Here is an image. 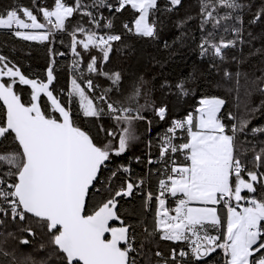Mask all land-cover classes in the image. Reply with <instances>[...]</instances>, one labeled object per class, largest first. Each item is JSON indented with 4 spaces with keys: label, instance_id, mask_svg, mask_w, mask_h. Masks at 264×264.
Listing matches in <instances>:
<instances>
[{
    "label": "snow or ice",
    "instance_id": "obj_1",
    "mask_svg": "<svg viewBox=\"0 0 264 264\" xmlns=\"http://www.w3.org/2000/svg\"><path fill=\"white\" fill-rule=\"evenodd\" d=\"M181 2L169 0L171 7L167 10L172 11ZM89 7L107 8L110 12L130 7L138 16L132 27L127 23L123 27L141 37L157 36V22L151 17L159 11L158 0H92L90 5L84 0H73L71 5L67 0H54L51 10L39 9L44 22H39L28 8H15L0 13V29L11 30L15 26L17 37L49 41L54 30L66 31V21L77 13L87 16L97 29L113 27L111 19L98 11L94 14ZM198 7L200 55L223 61L224 49L235 47L236 41L223 36L217 41V31L231 30L239 36L240 28L229 29L225 22L239 21L233 13L242 5L239 0H198ZM102 19L106 20L103 25ZM192 19L188 16L180 22L181 26ZM76 32L84 38L78 40ZM70 35L75 56H81L78 46L87 52L98 50L99 56L89 57L86 71L106 77L111 86L100 94L87 95L86 90L95 92L97 85L90 77L85 79L79 69L80 61H74L72 70L80 71V75L71 81L68 103L72 97H78L84 117L97 121L106 118L110 123L96 124L95 132L80 127L73 120L71 108L49 90L54 80L51 67L47 70V82H37L3 63L6 58L0 56V101L5 106L0 117V142L11 137L15 145L10 151L0 152V264H137L132 254L144 250L143 242L139 248L134 246V225L125 222L118 208L121 199L132 197L145 183L143 179L134 181L131 175V160L141 162V158L129 157L128 164L112 165L114 158L123 156L140 139L137 121L145 122L151 131L152 120L145 112L151 110L160 121H165L167 105L139 103L142 89L148 84L143 77L125 82L121 72L103 69L112 42L121 40L120 35L98 34L80 25ZM225 76L232 79L230 73L225 72ZM3 77L10 80L4 81ZM17 83L31 86L27 105L14 90ZM259 83L253 82L251 87L264 95V87ZM161 87L171 86L165 82ZM176 88L179 94H188L184 82H178ZM239 88L237 79L236 90ZM42 93L51 102L52 110L59 113L58 117L42 110ZM115 93L119 95L113 98ZM250 94L246 88L245 97ZM224 104L225 100L219 98L201 99L196 115L189 113L183 119H173L163 134L157 133L158 160L149 157L147 162L170 166L158 181L157 192L148 191L144 197L145 210L153 200L157 203L155 226L148 237L158 235L160 240L183 241L190 251L174 248L168 257L156 251L154 255L160 258L156 264H207L205 257L217 249L223 251L224 264H264V143L257 149L251 141L240 139L247 137L252 116L264 114V100L256 107H249L245 101L241 115L229 112L227 120L235 121L230 124L218 115ZM250 131L264 134V126ZM178 133L184 134L183 142H176L180 139ZM148 146H152V141H148ZM178 153L183 155V163L176 162L174 157ZM91 194L102 199L89 212L87 201ZM168 196L180 197L174 208L166 206ZM193 202L202 206L193 207ZM219 205L227 209L226 220L218 213ZM38 230L47 238V244L39 246L47 255L39 261L22 249L31 245Z\"/></svg>",
    "mask_w": 264,
    "mask_h": 264
},
{
    "label": "trees",
    "instance_id": "obj_2",
    "mask_svg": "<svg viewBox=\"0 0 264 264\" xmlns=\"http://www.w3.org/2000/svg\"><path fill=\"white\" fill-rule=\"evenodd\" d=\"M92 0H84V3L91 4ZM114 2V0H109ZM69 5L73 0H67ZM242 8L237 9L234 16L237 20L226 21L225 24L231 29L233 26L240 28V34L237 36L229 30L223 32L217 31L216 40L219 41L223 36L225 40H235L236 46L224 49L226 58L221 61L219 58L214 60L210 57H202L197 44L200 42L201 32L198 30L199 17L197 16L199 7L198 0H182L181 5L176 6L172 11L167 9L171 7L169 0H158L159 11L151 19L157 22V36L155 39L141 37L134 32H128L123 26L128 24L133 26L134 19L138 13L130 7H126L121 12H110L107 8L93 9L94 14L98 11L103 17L111 19L113 27L111 29L95 28L90 24L89 18L81 13L74 14L66 21V31H54V35L49 41L24 40L14 34L16 30L0 29V56L6 58L3 62L9 67L18 68L26 78L34 79L37 82H47V70L53 69L54 80L49 85V90L53 91L59 101L66 107H70L72 117L76 124L85 130L96 131L95 125L99 123H110L106 118L97 121L94 118H86L82 114L79 106L78 97H72L69 101V93L72 88L71 81L80 75V71H73V62L79 60V69L83 70L85 79L91 78L94 85H97L95 92L86 90L87 95H97L102 93L105 88L111 86V82L102 75L89 74L86 71V64L92 55L99 56L98 50L91 52L84 51L78 46L77 51L81 56L77 57L71 50V35L77 25L86 30H94L98 34L110 33L121 36V40L112 42V50L109 54V60L102 65L103 69L110 72H121L124 81H130L134 78L143 77L148 84L142 89V95L139 103L144 104L154 102L156 106L167 105L168 117L165 121H160L154 116L151 110L145 112L148 119L152 120L151 131L145 122L137 121L135 124L140 139L132 144L131 149L123 156L114 158L116 164H128L129 157L139 156L141 162L135 159L131 160V175L134 181L143 179L145 183L141 190L137 191L132 197L120 200L119 212L126 223L134 225L136 234L135 247L139 248L144 243L143 252L132 255L136 256L137 264H156L159 257L154 253L160 251L165 257H168L172 249L177 251L183 249L190 251L186 242H174L160 240L159 236L148 237V232L154 228V216L157 208L155 200L148 210L144 208V197L148 191L157 192L158 181L164 178V170L167 166L162 162L149 164V157L152 160H158V148L156 147L158 137L157 133L163 134V131L169 126L173 119H183L189 113L196 115V109L200 107L201 99L219 98L225 100V104L220 112V116L225 123H234L228 121L227 114L232 112L234 115H241L244 112L243 104L246 101L249 107H256L264 100V95L252 89L253 82L264 81V0H239ZM54 6V0H0V13L15 8H28L37 15L39 22H44L42 12L39 9L51 10ZM21 18L27 20L20 13ZM259 15V19L257 16ZM188 16L193 19L182 25L180 22ZM70 22V23H69ZM106 23L102 19L101 24ZM78 40L83 39L84 35L76 32ZM167 45V46H166ZM63 53V55H57ZM225 72L230 73L232 79L225 76ZM239 73V77L236 74ZM4 81L10 80L9 77H3ZM239 79L240 88L236 90V80ZM18 80V78H17ZM79 82V80H78ZM167 82L171 87H161ZM178 82H184L187 89V95L178 93L176 85ZM264 87V83H259ZM250 91V95L245 97V89ZM151 89L149 92L148 90ZM14 90L20 95L21 101L26 105L30 102L32 90L30 85H14ZM144 93H147L145 95ZM119 94H113L116 98ZM40 105L46 114L58 117L51 108V102L46 96L40 99ZM239 105V107H238ZM5 108L0 103V117L3 116ZM264 126V114L255 113L248 126L247 137H241V140L251 141L258 147L264 143V134H254L251 128ZM103 135V134H101ZM183 133L178 135L180 139L176 142H183ZM148 141H152V146H148ZM11 137L0 142V152H7L14 148ZM182 154H176L175 159L183 163ZM251 159V153L248 154ZM180 197L168 196L166 203L169 208L175 207L176 200ZM102 197L91 194L87 201L88 211H92L100 202ZM218 213L222 220H226L227 209L223 206H217ZM147 229V231H145ZM223 231V228H221ZM216 234L215 231L212 232ZM47 244V238L39 230L36 238L30 246H22L23 251L30 252L37 261L46 257L47 252L40 250V244ZM188 261V258H184ZM207 264H224L223 251L217 249L215 253L205 257ZM188 264H197V262L188 261ZM204 264V261L198 262Z\"/></svg>",
    "mask_w": 264,
    "mask_h": 264
},
{
    "label": "rangeland",
    "instance_id": "obj_3",
    "mask_svg": "<svg viewBox=\"0 0 264 264\" xmlns=\"http://www.w3.org/2000/svg\"><path fill=\"white\" fill-rule=\"evenodd\" d=\"M54 19V18H53ZM14 27V26H13ZM21 30H23V29H21ZM26 31H32V32H35V31H39V30H31V29H29V30H26ZM55 31V30H54ZM33 41V40H32ZM191 206H193V207H201L202 205H200V204H198L197 202H193L192 204H191ZM174 214V213H173Z\"/></svg>",
    "mask_w": 264,
    "mask_h": 264
},
{
    "label": "water",
    "instance_id": "obj_4",
    "mask_svg": "<svg viewBox=\"0 0 264 264\" xmlns=\"http://www.w3.org/2000/svg\"><path fill=\"white\" fill-rule=\"evenodd\" d=\"M42 96H45V95L42 93L41 96H40V99H41ZM0 103L5 108V106L3 105V101H0ZM118 207H119V205H118Z\"/></svg>",
    "mask_w": 264,
    "mask_h": 264
},
{
    "label": "built area",
    "instance_id": "obj_5",
    "mask_svg": "<svg viewBox=\"0 0 264 264\" xmlns=\"http://www.w3.org/2000/svg\"><path fill=\"white\" fill-rule=\"evenodd\" d=\"M14 28H15V26H14ZM178 135H180V133H178ZM176 155V154H175ZM182 158L184 159V157L182 156ZM176 162L178 163V160H176ZM219 206H222V205H219Z\"/></svg>",
    "mask_w": 264,
    "mask_h": 264
},
{
    "label": "crops",
    "instance_id": "obj_6",
    "mask_svg": "<svg viewBox=\"0 0 264 264\" xmlns=\"http://www.w3.org/2000/svg\"><path fill=\"white\" fill-rule=\"evenodd\" d=\"M22 31H26V30H22ZM222 108H223V106H222ZM222 108H221V110H222ZM219 114H220V113H219ZM219 114H218V115H219ZM178 197H179V196H178ZM198 204H199V203H198Z\"/></svg>",
    "mask_w": 264,
    "mask_h": 264
}]
</instances>
